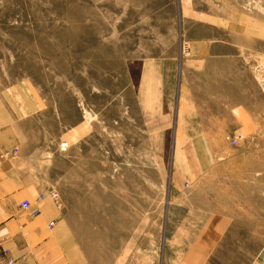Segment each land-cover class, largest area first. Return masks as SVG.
<instances>
[{
    "label": "rangeland",
    "instance_id": "rangeland-1",
    "mask_svg": "<svg viewBox=\"0 0 264 264\" xmlns=\"http://www.w3.org/2000/svg\"><path fill=\"white\" fill-rule=\"evenodd\" d=\"M203 39L220 40L211 48L216 54L251 66L264 95L255 73L264 60V0H0V90L18 86L34 101L36 170L68 211L78 191L80 225H129L133 232L143 225L147 237L157 229L164 238L173 157L180 168L186 162L167 112L182 74L186 86L193 55L207 50ZM145 63L155 66L152 85L177 87L176 98L162 96V113L140 109ZM235 138L217 140L224 177L244 178L228 188L264 200V132ZM123 184L131 185L130 218L111 202L80 200L122 193ZM257 214L253 237L261 253L264 201Z\"/></svg>",
    "mask_w": 264,
    "mask_h": 264
},
{
    "label": "crops",
    "instance_id": "crops-1",
    "mask_svg": "<svg viewBox=\"0 0 264 264\" xmlns=\"http://www.w3.org/2000/svg\"><path fill=\"white\" fill-rule=\"evenodd\" d=\"M204 42L207 50L193 55L197 66H188L185 88L181 75L176 105L174 98L170 105L174 111L167 112L176 121V151L186 162L180 168L173 157L164 238L157 229L147 237L143 225L134 232L129 225H80L78 191L68 211L63 199L57 203L52 198V186L36 170L42 163L34 162V101L18 86L0 90V264H264V248L260 253L253 237L259 233L253 218L264 200L248 199L255 195L249 189L246 196L229 190L244 178L224 177L227 163L218 160L217 146L218 139L228 143L264 132V95L251 66L216 54L211 48L220 40ZM154 67L143 65L139 93L141 111L151 114L162 113V96L176 98L177 89L171 82L152 85L148 79ZM2 152L9 156L3 158ZM256 181L246 179L245 184L258 185ZM122 186V193L108 189L105 198L91 193L80 200L111 202L123 218H130L131 185ZM24 200L30 202L28 208L22 207ZM134 201L141 203V195Z\"/></svg>",
    "mask_w": 264,
    "mask_h": 264
},
{
    "label": "built area",
    "instance_id": "built-area-1",
    "mask_svg": "<svg viewBox=\"0 0 264 264\" xmlns=\"http://www.w3.org/2000/svg\"><path fill=\"white\" fill-rule=\"evenodd\" d=\"M255 73L257 75V78L259 80V83H260V87L262 89V91L264 92V60L262 63L258 64L255 68ZM232 144H236L237 143V139L234 138L232 139ZM62 146H66V144H62ZM2 157H8L9 156V153L8 152H2L1 154ZM43 195V194H42ZM41 195V196H42ZM51 196L52 198L56 201L57 200V194L55 192H51ZM30 206V202L28 200H24L22 202V207L23 208H28ZM37 212V211H35ZM9 250L8 249H5V252L7 253Z\"/></svg>",
    "mask_w": 264,
    "mask_h": 264
},
{
    "label": "bare ground",
    "instance_id": "bare-ground-1",
    "mask_svg": "<svg viewBox=\"0 0 264 264\" xmlns=\"http://www.w3.org/2000/svg\"><path fill=\"white\" fill-rule=\"evenodd\" d=\"M66 148V147H65Z\"/></svg>",
    "mask_w": 264,
    "mask_h": 264
}]
</instances>
